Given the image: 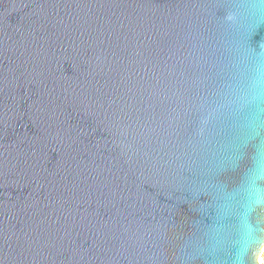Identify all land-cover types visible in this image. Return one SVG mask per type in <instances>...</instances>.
Returning <instances> with one entry per match:
<instances>
[{
	"label": "water",
	"instance_id": "obj_1",
	"mask_svg": "<svg viewBox=\"0 0 264 264\" xmlns=\"http://www.w3.org/2000/svg\"><path fill=\"white\" fill-rule=\"evenodd\" d=\"M264 0H0V264H259Z\"/></svg>",
	"mask_w": 264,
	"mask_h": 264
},
{
	"label": "built area",
	"instance_id": "obj_2",
	"mask_svg": "<svg viewBox=\"0 0 264 264\" xmlns=\"http://www.w3.org/2000/svg\"><path fill=\"white\" fill-rule=\"evenodd\" d=\"M259 264H264V247H263L261 255L259 257Z\"/></svg>",
	"mask_w": 264,
	"mask_h": 264
}]
</instances>
